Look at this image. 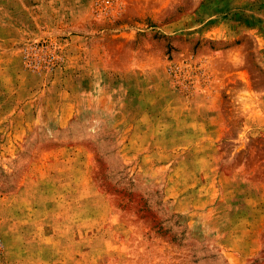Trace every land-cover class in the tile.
<instances>
[{"label":"rangeland","instance_id":"rangeland-1","mask_svg":"<svg viewBox=\"0 0 264 264\" xmlns=\"http://www.w3.org/2000/svg\"><path fill=\"white\" fill-rule=\"evenodd\" d=\"M0 264H264V0H0Z\"/></svg>","mask_w":264,"mask_h":264},{"label":"crops","instance_id":"crops-1","mask_svg":"<svg viewBox=\"0 0 264 264\" xmlns=\"http://www.w3.org/2000/svg\"><path fill=\"white\" fill-rule=\"evenodd\" d=\"M70 105L68 102H64L61 104V107L59 108V111L57 113V120L59 123H67L68 121V116L70 115L68 113Z\"/></svg>","mask_w":264,"mask_h":264}]
</instances>
